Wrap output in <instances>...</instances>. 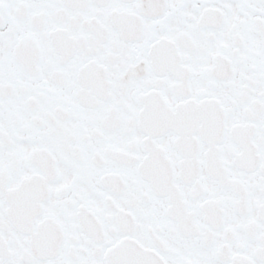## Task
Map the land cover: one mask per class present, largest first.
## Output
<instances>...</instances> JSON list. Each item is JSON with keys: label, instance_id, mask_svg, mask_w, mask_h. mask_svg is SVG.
I'll use <instances>...</instances> for the list:
<instances>
[{"label": "snow or ice", "instance_id": "1", "mask_svg": "<svg viewBox=\"0 0 264 264\" xmlns=\"http://www.w3.org/2000/svg\"><path fill=\"white\" fill-rule=\"evenodd\" d=\"M0 264H264V0H0Z\"/></svg>", "mask_w": 264, "mask_h": 264}]
</instances>
